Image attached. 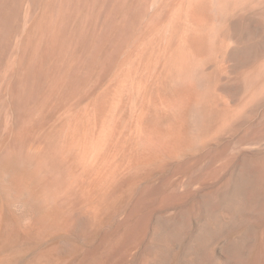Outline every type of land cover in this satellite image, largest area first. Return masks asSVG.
Segmentation results:
<instances>
[{"label": "rangeland", "instance_id": "rangeland-1", "mask_svg": "<svg viewBox=\"0 0 264 264\" xmlns=\"http://www.w3.org/2000/svg\"><path fill=\"white\" fill-rule=\"evenodd\" d=\"M174 1L0 0V264H264V0Z\"/></svg>", "mask_w": 264, "mask_h": 264}, {"label": "bare ground", "instance_id": "bare-ground-1", "mask_svg": "<svg viewBox=\"0 0 264 264\" xmlns=\"http://www.w3.org/2000/svg\"><path fill=\"white\" fill-rule=\"evenodd\" d=\"M14 1V0H13ZM38 1V0H37ZM174 1V0H173ZM184 1V0H183ZM8 2V1H7ZM174 2H176V1H174ZM173 2V3H174ZM182 3V2H181ZM38 4V3H37ZM169 4V3H168ZM57 5V4H56ZM176 5H177V3H176ZM9 7V6H8ZM192 7H195V6H193L192 5ZM191 7V8H192ZM175 8V7H174ZM179 8V7H178ZM177 8V9H178ZM47 9V8H46ZM187 10V9H186ZM190 10V9H189ZM193 10V9H192ZM196 10V9H195ZM16 11V10H15ZM41 11H42V8H41ZM188 11V10H187ZM32 12V11H31ZM55 12V11H54ZM192 12H194V11H192ZM0 13H2V8H1V6H0ZM14 14V13H13ZM55 14V13H54ZM196 13H194V15H195ZM199 14V13H198ZM32 15H30V17H31ZM71 16V15H70ZM199 16V15H198ZM202 16V15H201ZM200 16V17H201ZM54 18V17H53ZM123 18V17H122ZM30 19V18H29ZM37 19H39V18H37ZM195 20V19H194ZM36 22V21H35ZM54 22V21H53ZM52 22V23H53ZM27 23H28V21H27ZM68 23V22H67ZM64 24V23H63ZM32 26V25H31ZM73 26V25H72ZM74 27V26H73ZM73 27H72V29H73ZM79 27V26H78ZM36 28V27H35ZM49 28V27H48ZM80 28H81V26H80ZM54 29V28H53ZM68 29V28H67ZM120 29V28H119ZM196 30V29H195ZM194 30V31H195ZM76 32V31H75ZM117 32V31H116ZM66 33V32H65ZM74 33V32H73ZM199 33V32H198ZM50 35V34H49ZM52 35H53V33H52ZM197 35V34H196ZM68 36V35H67ZM54 37V36H53ZM186 37H188V35L186 36ZM32 38V37H31ZM42 38V37H41ZM71 38V37H70ZM191 38V37H190ZM41 40V39H40ZM190 41V40H189ZM196 41V40H195ZM22 42H24V41H22ZM49 42V41H48ZM89 42V41H88ZM110 42V41H109ZM187 42V41H186ZM51 43V42H50ZM96 43V42H95ZM98 43V42H97ZM44 44V43H43ZM42 44V45H43ZM187 44H188V42H187ZM95 45V44H94ZM103 45H105V44H103ZM199 45V44H198ZM66 46H67V44H66ZM190 46V45H189ZM94 47V46H93ZM179 47V46H178ZM181 47V46H180ZM185 47V46H184ZM184 47H182V48H184ZM44 48V47H43ZM76 48V47H75ZM192 48V47H191ZM88 49V48H87ZM90 49V48H89ZM92 50V49H91ZM181 50V49H180ZM185 50V49H184ZM201 50V49H200ZM104 51V50H103ZM187 51V50H186ZM56 52V51H55ZM88 52H89V50H88ZM96 52V51H95ZM179 52V51H178ZM37 53V52H36ZM86 53V52H85ZM98 54H99V52H98ZM102 54V53H101ZM140 54V53H139ZM179 54H180V52H179ZM25 55V54H24ZM200 55V54H199ZM22 56V55H21ZM162 56V55H161ZM160 56V57H161ZM34 57V56H33ZM77 57V56H76ZM159 57V58H160ZM185 57V56H184ZM187 57V56H186ZM131 58V57H130ZM164 58H166V57H164ZM171 58V57H170ZM179 58V57H178ZM173 59V58H172ZM188 59V58H187ZM25 60H26V58H25ZM32 60V59H31ZM192 60H194V58L192 59ZM48 61V60H47ZM51 61V60H50ZM92 61V60H91ZM136 61V60H135ZM141 61V60H140ZM170 61H171V59H170ZM173 61V60H172ZM175 61V60H174ZM183 61V60H182ZM24 62V61H23ZM30 62V61H29ZM33 62H35V61H33ZM65 62V61H64ZM131 62V61H130ZM161 62V61H160ZM92 63H93V61H92ZM133 63V62H132ZM163 63H164V61H163ZM162 63V64H163ZM166 63V62H165ZM66 64V63H65ZM73 64V63H72ZM158 64V63H157ZM172 64V63H171ZM21 65V64H20ZM39 65V64H38ZM46 65V64H45ZM53 65V64H52ZM68 65V64H67ZM182 65H184V64H182ZM31 66H33V65H31ZM63 66V65H62ZM127 66V65H126ZM143 66V65H142ZM160 66H161V63H160ZM159 66V67H160ZM165 66V65H164ZM163 66V67H164ZM167 66V65H166ZM178 66V65H177ZM169 67V66H168ZM36 68V67H35ZM47 68V67H46ZM156 68H158V67H156ZM33 69V68H32ZM43 69V68H42ZM51 69V68H50ZM49 69V70H50ZM160 69H161V67H160ZM18 70V69H17ZM20 70V69H19ZM18 70V71H19ZM45 70V69H44ZM48 70V71H49ZM162 70H163V68H162ZM15 71V70H14ZM28 71V70H27ZM33 71V70H32ZM38 71H39V69H38ZM93 71H95V70H93ZM36 72V71H35ZM42 72H44V71H42ZM51 72V71H50ZM89 72V71H88ZM155 72V71H154ZM10 73V72H9ZM16 73H17V71H16ZM54 73H56V72H54ZM150 73V72H149ZM163 73V72H162ZM28 74V73H27ZM47 74V73H46ZM49 74V73H48ZM66 74V73H65ZM142 74V73H141ZM144 74V73H143ZM13 75V74H12ZM29 75H31V74H29ZM37 75H38V73H37ZM36 75V76H37ZM40 75V74H39ZM38 75V76H39ZM41 75H43V74H41ZM55 75V74H54ZM60 75V74H59ZM75 75V74H74ZM17 76H18V74H17ZM26 76V75H25ZM32 76V75H31ZM35 76V77H36ZM52 76V75H51ZM51 76H49V77H51ZM91 76V75H90ZM89 76V77H90ZM20 77V76H19ZM53 77V76H52ZM159 77V76H158ZM165 77V76H164ZM170 77V76H169ZM173 77H174V75H173ZM11 78V77H10ZM33 78V77H32ZM32 78H30V79H32ZM40 78V77H39ZM45 78V77H44ZM43 78V79H44ZM88 78V77H87ZM136 78V77H135ZM138 78V77H137ZM175 78V77H174ZM29 79V80H30ZM37 79H38V77H37ZM47 79V78H46ZM63 79V78H62ZM156 79V78H155ZM160 79V78H159ZM163 79V78H162ZM17 80V79H16ZM24 80V79H23ZM25 80H28V79H25ZM153 80V79H152ZM151 80V81H152ZM175 80V79H174ZM11 81V80H10ZM12 81H13V79H12ZM45 81V80H44ZM50 81V80H49ZM56 81V80H55ZM62 81V80H61ZM5 82V81H4ZM31 82V81H30ZM34 82V81H33ZM32 82V83H33ZM59 82V81H58ZM130 82V81H129ZM154 82H156V81H154ZM168 82V81H167ZM11 83V82H10ZM16 83V82H15ZM27 83V82H26ZM32 83H30V84H32ZM38 83V82H37ZM40 83V82H39ZM112 83V82H111ZM21 84V83H20ZM40 84H42V83H40ZM40 84H39V86H40ZM71 84V83H70ZM141 84V83H140ZM158 84V83H157ZM11 85V84H10ZM22 85V84H21ZM26 85V84H25ZM28 85V84H27ZM47 85V84H46ZM45 85V86H46ZM62 85V84H61ZM68 85V84H67ZM118 85V84H117ZM30 86H32V85H30ZM29 86V87H30ZM35 85L33 84V87H34ZM38 86V87H39ZM143 86H145V85H143ZM178 86V85H177ZM12 87V86H11ZM20 88L22 87V86H19ZM28 87V86H27ZM28 87V88H29ZM37 87V86H36ZM58 87V86H57ZM63 87V86H62ZM83 87V86H82ZM119 87V86H118ZM159 87H160V85H159ZM172 87H174V86H172ZM18 88V87H17ZM26 87H24V89H25ZM31 88V87H30ZM44 88V87H43ZM49 88V87H48ZM142 88V87H141ZM158 88V87H157ZM175 88V87H174ZM19 89V88H18ZM40 89V88H39ZM59 89V88H58ZM65 89V88H64ZM129 89V88H128ZM132 89H134V88H132ZM159 89V88H158ZM166 89V88H165ZM4 90V89H3ZM9 90V89H8ZM26 90V89H25ZM63 90V89H62ZM70 90V89H69ZM75 90V89H74ZM148 90H150V89H148ZM6 91V90H5ZM29 91V90H28ZM36 91H38V90H36ZM36 91H34V92H36ZM42 91V90H41ZM56 91V90H55ZM64 91V90H63ZM71 91V90H70ZM143 91V90H142ZM146 91V90H145ZM26 92V91H25ZM39 92V91H38ZM54 92V91H53ZM67 92V91H66ZM148 92V91H147ZM176 92H177V90H176ZM20 93H21V91H20ZM19 93V94H20ZM27 93V92H26ZM29 93V92H28ZM40 93V92H39ZM157 93V92H156ZM168 93V92H167ZM18 94V95H19ZM25 94V93H24ZM135 94H137L136 92H135ZM141 94V93H140ZM26 95V94H25ZM32 95V94H31ZM51 95H52V92H51ZM174 95H175V93H174ZM24 96V95H23ZM27 96V95H26ZM26 96H24V97H26ZM33 96V95H32ZM41 96V95H40ZM45 96V95H44ZM34 97V96H33ZM43 97V96H42ZM47 98V97H46ZM50 98V97H49ZM79 98V97H78ZM84 98V97H83ZM167 98V97H166ZM173 98V97H172ZM19 99V98H18ZM35 99V98H34ZM162 99V98H161ZM168 99H169V97H168ZM180 99V98H179ZM20 100V99H19ZM30 100V99H29ZM57 101H58V99H56ZM171 100V99H170ZM48 101V100H47ZM77 101V100H76ZM182 101V100H181ZM49 102V101H48ZM81 102V101H80ZM46 103V102H45ZM95 103H96V101H95ZM39 104V103H38ZM41 104V103H40ZM48 106V105H47ZM66 107V106H65ZM54 108V107H53ZM44 111V110H43ZM60 111V110H59ZM48 112V111H47ZM70 112V111H69ZM75 113V112H74ZM141 116V115H140ZM182 116V115H181ZM169 117V116H168ZM172 118V117H171ZM177 120V119H176ZM74 121V120H73ZM67 123V122H66ZM68 124H70V123H68ZM178 124H179V122H178ZM154 132V131H153ZM168 133V132H167ZM73 134H75V132L73 133ZM159 134V133H158ZM74 138V137H73ZM79 138V137H78ZM73 143V142H72ZM95 143V142H94ZM71 144V143H70ZM75 145V144H74ZM84 145V144H83ZM94 148V147H93ZM77 150V149H76ZM173 150V149H172ZM178 150V149H177ZM103 151V150H102ZM121 152V151H120ZM119 155V154H118ZM114 156V155H113ZM155 156V155H154ZM41 160V159H40ZM112 163H113V161H112ZM96 170V169H95ZM61 172V171H60ZM31 179V178H30ZM36 181V180H35ZM35 185V184H34ZM37 185V184H36ZM39 185V184H38ZM37 185V186H38ZM90 185H91V183H90ZM97 188V187H96ZM41 189V188H40ZM75 191V190H74ZM100 191V190H99ZM29 192V191H28ZM237 193V192H236ZM89 198V197H88ZM208 211V210H207ZM221 217V216H220ZM229 221H230V219H229V217L227 216V218L226 217H222V218H219V220L218 221H216L214 224L213 223H211L210 224V227H211V229L212 230H216V229H218V228H221L224 224H228L229 223ZM208 227H209V225H208ZM209 229V228H208ZM207 231V230H206ZM209 232L211 233V230H209ZM205 233V232H204ZM207 233V232H206ZM205 233V236L201 239V241L199 242V244H201V245H203V244H205V241H207L208 239H209V234H206ZM181 234V233H180ZM167 240V239H166ZM164 243V242H163ZM161 244V243H160ZM170 242L169 241H166L165 242V244L164 245H162L163 246V248L162 249H160V251H158V252H160V254H157V256L156 257H154V260L152 261V262H154L153 264H161V262H163V258H162V252L165 254V256L168 254V252H169V247H170ZM242 246V245H241ZM172 248V247H171ZM152 257V256H151ZM149 260V259H148ZM260 260V259H259ZM104 261V260H103ZM261 261H262V259H261ZM178 264V263H177ZM180 264H196V263H192V261H187V262H180Z\"/></svg>", "mask_w": 264, "mask_h": 264}]
</instances>
